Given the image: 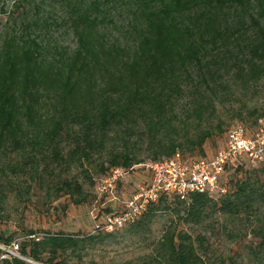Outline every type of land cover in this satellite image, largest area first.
Returning a JSON list of instances; mask_svg holds the SVG:
<instances>
[{"label":"trees","instance_id":"trees-1","mask_svg":"<svg viewBox=\"0 0 264 264\" xmlns=\"http://www.w3.org/2000/svg\"><path fill=\"white\" fill-rule=\"evenodd\" d=\"M111 4L125 7L132 15L124 29L133 36L130 44L119 43L106 33L111 22L107 7ZM72 9L71 26L77 41L74 49L51 48L28 37L21 42L11 38L0 50V151L10 148L24 156L36 154L39 148L52 147L69 136V130L75 137L72 148L65 155L57 146L52 147L53 160H89L104 144L100 135L107 134L108 129L139 122L149 133L160 126L171 127L167 114L173 99L183 92L182 80L193 74L205 80L212 74L210 60L242 55L246 60L240 65L243 70L235 73L239 81L247 84L264 78V0H74ZM241 37L250 44L246 53L231 49ZM100 88L104 90L98 94ZM49 96L56 102V111L49 127L43 129L39 115ZM208 108L200 98L187 113L191 120L200 122ZM211 136L210 131H204L192 142V150L199 152L193 160L213 157L214 153L203 149ZM176 148L171 143L155 161L172 157L178 152ZM109 162V168L102 169L103 176L113 168L126 169L128 174L118 184L117 193L134 194L136 187L130 177L141 168L142 161L122 151ZM32 166L38 167L37 162ZM242 168L251 169L242 161L227 168L224 189L229 175ZM148 177L146 173L142 184ZM58 191L67 195L72 205L86 201L81 186L73 181H62ZM231 192L225 189L214 205L215 211L239 217L255 208L252 185L240 183ZM169 199L184 207L185 222L193 224L202 221L211 201L200 194L191 195L187 201L162 195L137 220L122 228H146L155 213L170 210ZM34 234L29 232L31 237ZM255 235L258 252L264 254V221ZM87 239L93 237L45 233L39 241L30 238L20 247V254L42 264H59L55 263L59 255L77 250ZM10 241L11 237L0 238L3 245ZM199 247L203 248V243ZM203 255L189 235L169 229L158 241L149 264H205ZM3 264L26 263L11 259Z\"/></svg>","mask_w":264,"mask_h":264},{"label":"rangeland","instance_id":"rangeland-1","mask_svg":"<svg viewBox=\"0 0 264 264\" xmlns=\"http://www.w3.org/2000/svg\"><path fill=\"white\" fill-rule=\"evenodd\" d=\"M73 4L74 0H0V50L11 38L21 42L22 38L28 37L38 43L49 44L51 48L74 49L77 41L71 26ZM107 8L111 20L106 26L108 37L130 44L133 36L124 29L129 27L127 21L132 17L131 13L117 4ZM238 42L231 49L239 53L248 52L250 44L247 38L241 37ZM47 57L50 58L49 55ZM225 58L227 60H210L212 74L205 80L196 78L194 74L184 77L183 92L173 99L168 110L167 120L172 123L171 127L160 126L149 133L139 122L133 126L108 129L107 134L100 135L104 139L102 147L89 160L81 158L76 162L67 159L56 162L52 158V147L57 146L65 155L72 148L75 137L69 130V136L57 140L52 147L39 148L36 154L29 152L24 156L10 148L1 150L0 238L11 237L10 243L15 242L22 247L29 242L30 231L35 232L34 237L39 239L45 233L90 236L93 240L87 239L77 250L59 255L55 263L149 264L158 241L170 229L189 235L198 252L205 253L202 256L205 264H264V254L258 252L255 235L264 221V163L251 169H238L226 180L227 192H234L244 182L256 191L255 208L239 217L215 211L214 205L220 195L210 197L209 208L199 224L186 223L184 207H177L172 199L167 202L170 210L155 213L146 228L140 226L133 230L125 227L109 235L94 232L96 222L88 214L97 185L104 177L102 169L109 168V161L119 152L126 151L142 163H151L155 158H162L173 143L184 158L192 159L199 154L197 149L192 150V142L204 131L212 134L203 145L210 154L223 148L228 132L234 127L242 126L253 134L256 120L264 118V78L247 84L239 81L235 73L243 70L240 65L246 61L244 56ZM98 90L99 94L104 89ZM200 98L209 108L202 120L195 122L187 112L190 105ZM55 105L53 96L45 98L39 115L41 128L46 129L51 124ZM36 162L38 167L34 168L32 165ZM136 169L130 177L135 183L134 188L142 184L146 174L143 168ZM62 181H73L81 186L86 201L72 205L69 197L58 191ZM199 243H203V248ZM25 263L42 264L33 259Z\"/></svg>","mask_w":264,"mask_h":264},{"label":"built area","instance_id":"built-area-1","mask_svg":"<svg viewBox=\"0 0 264 264\" xmlns=\"http://www.w3.org/2000/svg\"><path fill=\"white\" fill-rule=\"evenodd\" d=\"M241 161L250 168L264 163V118L256 120L253 134L242 126L232 128L223 148L208 160L186 159L176 152L170 158L140 164L149 177L129 198L117 193L118 184L128 171L113 168L99 182L90 202L88 214L96 222L94 232L112 233L134 222L162 195L175 196L182 201L189 200L193 194L222 195L227 168ZM11 259L29 260L20 254L18 243L0 244V264Z\"/></svg>","mask_w":264,"mask_h":264}]
</instances>
